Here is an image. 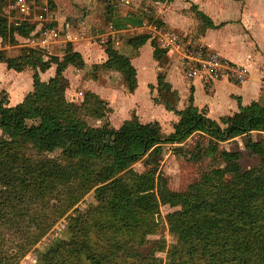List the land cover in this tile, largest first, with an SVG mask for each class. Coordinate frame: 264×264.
Wrapping results in <instances>:
<instances>
[{"label":"trees","instance_id":"16d2710c","mask_svg":"<svg viewBox=\"0 0 264 264\" xmlns=\"http://www.w3.org/2000/svg\"><path fill=\"white\" fill-rule=\"evenodd\" d=\"M196 12L211 24L204 13ZM111 23L115 29L141 26L143 18L132 13L114 17ZM35 29L29 21L9 23L0 14L2 43L17 42L16 36L37 37ZM149 37L140 33L126 41L137 48ZM26 46L17 56L0 50V62L6 68L32 69V89L18 103L9 105L7 92L0 90V250L23 232L0 254V264H15L25 249L98 183H104V189L96 204L69 215L71 233L56 238L36 264L160 262L152 256L151 244L163 240L146 237L158 226V217L144 215L149 205L140 199L155 188L163 203L180 206L167 219L169 230L179 239V244L170 246L171 264H264V138L252 135L264 134V105L255 104L219 121L193 107L176 110L180 119L166 133L157 123H142L136 115L117 128L108 120L92 125L85 118H105L104 99L89 90L78 104L65 97L68 81L63 70L68 64L83 65L81 55L69 46L62 57L45 59L43 48ZM106 54L105 61L94 66L117 71L133 91L136 70L129 59L112 45ZM51 64L54 75L41 80L39 72ZM192 133L206 135L205 144L196 141L192 159L207 155L216 165L203 170L182 191L156 186L163 179L159 171L163 144L182 142ZM237 136H244L243 145L257 157L256 165L244 168L237 149L223 148L218 155L219 143ZM56 150L60 152L53 155ZM138 161L146 166L141 173L131 167ZM59 197L57 205L30 226Z\"/></svg>","mask_w":264,"mask_h":264},{"label":"crops","instance_id":"0c3cea01","mask_svg":"<svg viewBox=\"0 0 264 264\" xmlns=\"http://www.w3.org/2000/svg\"><path fill=\"white\" fill-rule=\"evenodd\" d=\"M176 6L178 8L182 6L185 9L178 10ZM191 7H196L195 9L204 13L211 22L199 34H196L195 31L199 25V17L194 10V15L192 11L191 15H188V10ZM158 14L160 25L156 28L153 27L154 30L159 33L161 31L177 30L182 47L202 45L208 51H215L228 60L244 67L247 70L245 81L242 83H233L226 79L205 81L201 73L187 78L180 59V53L176 50L161 47L155 40V37L149 34V39L137 48H133L127 41L122 42L119 38L117 42H110L104 46H97L93 43L87 44L84 41L73 44L72 49L81 55L85 67L105 61L107 47L115 44L114 48L118 53L128 58L136 70L137 85L133 91H128L123 82L119 81L121 80V76L117 71L109 70L105 75V83L90 81L97 86V89H91L93 92L103 98L105 102L107 99H111L110 102L117 110L127 109L130 102L137 101L139 103L144 100L145 106L150 108L149 114L144 117L142 116V119L140 111L135 110L132 115H136L142 123H157L160 127L161 124L158 122L160 117L158 115H162L169 121V125H173L180 119V115L175 111L182 112L189 107H193L195 111L202 112L210 118L219 121L220 117L233 116L235 113L240 112L241 109L250 108L251 106H255V104L259 105V101L264 93L263 0H187L181 3H178V1L165 2ZM81 22L85 24L84 21H80L79 24ZM186 22H188V26L185 25ZM126 26L130 27L129 29L131 30L138 29V32H141L140 30L144 27ZM126 26L117 29V35L128 30L125 29ZM44 27L48 26L45 25ZM36 28L39 29L38 31H41L39 23L36 24ZM49 28L58 29L56 26H50ZM40 34L39 32L37 37L33 36L36 41L40 38ZM19 37L16 36V38ZM28 38L22 37L24 41ZM81 38L83 36L79 39ZM62 39L67 42H73V39ZM152 39L156 45L153 44ZM183 39L189 41L185 43ZM52 40L54 41V39L47 37L45 47H39L43 48L46 52L47 50L50 51ZM1 43L0 38V45ZM155 46L162 49L158 48L156 51ZM170 50L176 52V54L172 55L174 52H170ZM160 54H163V59L158 58ZM2 63L0 62V65L5 66V63ZM68 65L63 70V75L68 81L65 89L67 97L68 94H72V90L69 87L71 84H75V81L78 82V85L79 82L81 85L84 83V69ZM54 73L55 65L51 64L45 71L39 72V76L41 80L46 81ZM160 78L163 80L164 85H158V79ZM26 86L29 87L28 91L32 89V78L31 81L30 79L26 81ZM149 88L152 89V92ZM20 90H24L23 87H20ZM154 92L157 93V96ZM25 94L22 95L20 100L10 105L21 101ZM166 96H168V101H166ZM260 105H264V100ZM128 118H124L123 120Z\"/></svg>","mask_w":264,"mask_h":264},{"label":"rangeland","instance_id":"374dc122","mask_svg":"<svg viewBox=\"0 0 264 264\" xmlns=\"http://www.w3.org/2000/svg\"><path fill=\"white\" fill-rule=\"evenodd\" d=\"M14 1L15 0H0V14L4 15L9 23H16L26 20L35 25L39 23L41 25V29H43L45 25L48 27L56 26L59 31L69 28V30L75 34L78 33V30L80 29L79 22H85V32L81 35L83 38L79 40L74 39L75 41L73 40V42H67L62 38L54 39V41L52 40L53 42L50 43L52 45L50 51L47 50V52L43 51L42 53L43 57L48 59L50 55L62 57L69 46L73 48L74 43H80L82 41L87 44L93 43L97 46L106 45L100 42V35L106 31L108 24L111 23L114 17H123L132 13H137L142 16L144 25L141 26H144L143 29L140 30L141 32H138V29L131 30L129 29L130 27L126 26L125 29L128 30L119 33L118 38L123 42L126 41L128 37L133 35L148 33L151 36H154L155 40L157 41L156 38L158 37L159 33H157L153 27L156 28L160 25L158 18V12L160 8L162 9L165 2L169 3L178 1V3H181L187 0H27L30 6L28 13L22 12L14 7ZM178 6H176L178 10L185 9L182 6L178 8ZM195 8L196 7H191L190 10L186 8L189 12L188 15H191V11L193 12V10L197 14V9ZM40 11L42 12L44 18L38 20L34 17V14H37ZM187 18H189V16H187ZM199 19V25L195 29L196 34H199V32L203 31L207 25L205 22L202 23L203 21L200 17ZM200 23L202 24L200 25ZM185 25L188 26V22H186ZM38 30L39 29H37V31ZM169 31H174L177 33V30L174 29ZM178 33L180 34V32ZM190 34L192 35V33ZM180 35L182 36V34ZM183 41L187 43L189 40L183 39ZM157 43L159 44L158 41ZM26 45H29V43L24 41L22 37H19L17 38V42L13 44L1 43L0 50H3L7 56H17L22 53L25 48H27ZM111 45L114 47L115 44ZM170 52L174 51L170 50ZM175 54L176 52H174L172 55ZM163 57V54L158 55L159 59H163ZM70 65L78 69H84V83L81 85L79 82L78 85V82L75 81V84H71V86H69L72 90V94H68V97L65 94L67 100L78 104L81 102L83 92L87 90L92 91V88L97 89V86L90 81H97L102 84L106 82L105 75L109 69H103L102 67L94 66L93 64L89 67L75 64H69L68 66ZM162 65L164 66V64ZM31 73L32 69L29 67H26L22 71H16L14 69H8L4 65H0V90H5L7 92L9 105L20 100L22 95L28 91L27 89H29V87H25V83L26 81H29V79L31 81ZM119 81L123 82L126 88V84L122 80V77ZM20 87H23L24 90H20ZM151 88L149 89L152 92ZM76 92L80 94H77ZM155 95L157 96V93H155ZM165 98L166 101H168V96ZM107 100L105 102V118L101 119V121H98L93 117H86L85 119L89 124L100 125L104 121L108 120L113 127L117 128L121 121L124 118L132 116L135 110L140 111L141 118L142 116L144 117L149 114L150 108L145 106L144 100L143 102L139 103H137V101L130 102L127 109L123 108L118 110L115 109V107L110 102L111 99L108 101ZM263 100L264 93L259 101L260 107L262 106L260 103H262ZM158 116L160 117L158 122L161 124L162 131L164 133L171 131L172 125H169V121L162 115ZM252 135L255 139L264 138V134L258 132L252 133ZM196 141L205 144L206 135L192 133L182 142L163 144L161 149L162 158L159 166L160 175L163 179H158L155 183L156 186L164 185L167 189L182 191L189 183L196 180L203 170L208 169L211 165H216V161L207 155H202L198 160L192 159V151L195 149ZM243 142L244 136H237L227 141L220 142L218 145V155H220V152L223 148L237 149L241 152L240 162L244 168L251 165H256L258 163L257 157L250 154L248 150L245 149ZM59 152V150H56L53 152V155H57ZM101 162L102 161H100L95 167H97ZM218 162L220 161H217V163ZM144 166L145 165H143L141 161L131 165V167L138 173H141V171L145 169L146 166ZM80 181L81 180H78L74 186L78 185ZM103 189L104 183H98L92 186L77 202L70 206V208L61 217H59L57 221H55L49 231L36 240L31 247L25 249V251L20 254L15 264H36L40 254L46 252L50 248L51 243L56 238H65L71 233L67 227V217L74 214L75 210L83 211L88 207L95 205L97 202V196ZM60 198L62 197H59L58 200H52L48 206L43 208L30 223V226L38 221L53 206H56ZM140 199L149 205V209L144 211L143 214L158 217L159 221L155 230L151 231V233H148L146 237L148 239H162L163 241L151 244V254L155 258L160 259V262H138L133 260L132 264H171L170 246H176L179 244V239L177 233L171 232L169 230L167 219L173 211L179 210L180 206L175 205L172 202L163 203L159 198L156 188L151 193L141 195ZM22 233L23 232L12 239H9L4 247L0 250V254L9 248Z\"/></svg>","mask_w":264,"mask_h":264},{"label":"built area","instance_id":"2783aa9c","mask_svg":"<svg viewBox=\"0 0 264 264\" xmlns=\"http://www.w3.org/2000/svg\"><path fill=\"white\" fill-rule=\"evenodd\" d=\"M13 6L26 13L29 12L30 8L27 0H15ZM34 17L38 20L44 18L41 11L37 14L35 13ZM79 25L80 29L75 34L69 28L59 31L58 29L44 27L39 31L41 34L38 41L34 37L28 38L26 41L29 45L45 47L47 37L51 39L61 37L67 40H76L82 37L81 35L85 32L84 23L81 22ZM117 32L118 30L113 27L112 23H109L106 31L100 35V42L106 45L110 42H117ZM156 39L161 47L176 50L180 53V59L187 78H191L198 73H201L205 81L226 79L233 83H242L247 78V70L244 67L228 60L215 51H208L202 45L182 47L180 38L174 31L161 32Z\"/></svg>","mask_w":264,"mask_h":264}]
</instances>
